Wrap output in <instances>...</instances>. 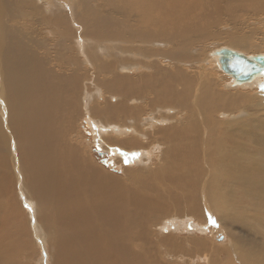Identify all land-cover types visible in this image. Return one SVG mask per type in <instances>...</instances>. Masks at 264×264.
I'll list each match as a JSON object with an SVG mask.
<instances>
[{"label":"bare ground","instance_id":"bare-ground-1","mask_svg":"<svg viewBox=\"0 0 264 264\" xmlns=\"http://www.w3.org/2000/svg\"><path fill=\"white\" fill-rule=\"evenodd\" d=\"M23 1L0 0V264H29L33 245L48 248L51 264H264V238L244 235L235 225L244 220L226 221L224 209L235 196L250 197L246 187L226 190L227 182L255 184L242 169L232 171L243 167L232 153L245 151L235 135L246 127L264 147V72L236 84L216 54L223 47L248 57L264 51L214 41L186 52L222 10L264 11V0H31L24 12ZM222 28L231 41L230 27ZM128 29L150 42L120 40ZM169 43L171 50L153 54L173 61V70L155 56V71L128 76L136 59L148 56L146 47ZM50 48L70 54L58 61ZM94 73L108 93L128 97L131 106L153 105L150 112L124 103L92 106L97 93L102 101L100 88L88 89L86 75ZM224 87L248 92L227 97ZM118 116L125 124L115 123ZM76 119L95 144L121 157L124 177L105 172L72 142ZM261 163L264 172V156ZM189 171L196 174L187 180ZM215 218L230 238L208 250L194 233L208 231ZM178 233H188L185 243Z\"/></svg>","mask_w":264,"mask_h":264},{"label":"rangeland","instance_id":"rangeland-1","mask_svg":"<svg viewBox=\"0 0 264 264\" xmlns=\"http://www.w3.org/2000/svg\"><path fill=\"white\" fill-rule=\"evenodd\" d=\"M26 1H31V0H24L23 1V5L21 6L22 11L24 12V10H29V8L31 9V7L29 6V4ZM95 0H90V3H93ZM104 4L106 3L105 0H101ZM39 5V4H37ZM83 15V14H82ZM82 15H79V19H82ZM116 20H121V15L116 14L115 12L112 15ZM17 19H21L23 20L25 17H23V14L19 15L16 17ZM28 18H26L25 20H27ZM49 22H52V20H48ZM120 24H123L124 26L126 25V23L121 20L119 21ZM262 23H264V11H251L249 10L248 12H240V11H231V12H225V10H222L221 14L219 15V17L216 19L215 21V25L210 27V28H206L203 31L199 32L198 38L201 40L200 42H197L193 45H190L186 48V52L189 49L192 48H203V47H209V44L211 42L215 41V45H217L218 43L221 44H227L228 45H232L235 46L236 48H241L242 50H244L247 53L253 54L256 53L257 51H264V27L262 25ZM12 23H10L11 25ZM52 26V25H51ZM223 26H229L230 27V32H228L233 39L235 40V37H243V41H239V42H233L232 40L230 41V38L227 36L226 34V30H224L222 27ZM20 27V25H19ZM22 29H24V25H21ZM262 27V28H261ZM91 28V27H90ZM241 29V31L239 33H236L235 31ZM87 29L84 30V32H86ZM102 31H105V29H100L98 32L102 33ZM68 36H70L68 34ZM67 36V37H68ZM139 36H141L138 33H134L132 30L129 31V29L127 30V32H124L123 35H121V37L119 38L122 41H126V42H144V43H149V41H144L140 38H138ZM246 38H245V37ZM240 37V38H241ZM50 37H48L49 40ZM263 38V39H261ZM52 39H57L55 37H52ZM133 40V41H132ZM154 41H158V42H164V43H168L167 41L164 40H154ZM222 41V42H221ZM170 45H167L166 49L165 46L164 47H156V46H150V47H146V51L148 56L146 58H137L136 59V64H137V68L135 71H133L132 73H127L128 76H134V77H138L144 73H152V71H155L154 69L150 68V65L153 63L152 58H154L155 56L157 57H161V61L159 62V67H163L166 66V68H168V71L173 70V68L175 67L174 62L171 61L170 59H167V61H165L164 58V54H161L160 56L158 55H154L153 51H155V53L157 51H163V50H171L172 48V43H169ZM234 44V45H233ZM47 47H49L47 44L43 45V50H45ZM50 47H53L50 44ZM156 47V48H154ZM132 47H127V49L129 51H132V49H130ZM51 52L53 53V55H51L53 58L57 59L58 61H63L66 59V57L69 56L70 52L67 53H62V51H56L54 48H50ZM137 51V50H136ZM61 54H63L60 58H58ZM188 54V53H187ZM189 55V54H188ZM150 61H148V59H150ZM132 60V59H131ZM150 68V72L149 69ZM211 71H213L216 76H220V72H215L214 69L212 68ZM224 73V72H223ZM225 74V73H224ZM74 74L70 73L68 74L66 77L70 78L72 77ZM84 75V74H83ZM117 72L116 75L114 76H110L108 78H103L105 81H110L113 80L117 77ZM81 77V76H80ZM59 78V77H57ZM87 78V82H88V89L89 91H92L94 93L95 92V87L100 88L101 93H102V98L100 101L98 98V93L96 94V97L94 99H92L91 105L94 107L97 106H111V107H115V105L124 103L126 104L129 108H132L134 106L135 109H139V108H144L146 114L150 112L151 108L153 107V105H151V107H147L143 104H137V105H129L128 103V97H124L123 95L120 94H115V95H111L110 93H108L105 88H102L101 82L100 80L97 79V76L92 75V76H88L86 75ZM61 81H56L53 86H57L58 84H60ZM220 84H222L223 82H220ZM247 83V82H246ZM240 88V87H239ZM229 89H225L224 87V93L225 95H227V97H238L241 94H246L248 92V90H241L240 92L236 91V90H231L228 92ZM144 93V90H142V92L140 93V96ZM149 96H155L154 93H148ZM113 98L115 99H112ZM135 98H140V97H136L133 96ZM132 97V98H133ZM76 100L79 99V94H77V97L75 98ZM242 107H240L239 109H241ZM238 110H233L234 114L238 113ZM79 115L81 116V113H79ZM145 115V114H142ZM99 118H101V116H98ZM79 121H77V119L74 121V127L76 129V131L78 132V137H74L76 140H72V142L77 145H81L82 147H84L88 153L89 156L95 160L98 164H100L101 168L105 171L108 172L114 176H121L124 177L125 173L123 171V169H118V164L117 162H119V160H122L120 156H117V158H115L112 154H110L108 152L107 149H105V146L103 145H99V144H95L96 142L93 140L92 135H91V131L89 129H86L84 122L80 121V124L78 123ZM114 123V122H113ZM115 123H120V124H125V120L123 119L122 116H118L116 117ZM247 132H248V128H244L242 129L240 132H238L235 135V138H237L238 143H241V145L245 146V151H239L236 150L237 153L240 154V156H236L235 153H232L235 156V160L238 161L241 165H243V167H237L234 168L232 171L234 172H239L241 169L244 172V177L245 179L248 181L250 179L253 180V182L255 184H234L232 182H227L225 185V189L226 190H230V191H235L238 192L237 190L239 188H243L246 187L248 188V191L250 192V197H247L244 201L238 199V196H235L234 198L231 199L230 202H227L226 207L224 208L225 210H227V213L229 214V217L226 219V221L228 222H232L235 220V218H239L240 221H243L242 223H235V225L238 227V229L240 231H242V233L244 235H249L252 236L254 239H258L257 241H261L264 238V184L262 183V176H264V172H260V164L261 163V157L264 156V147L262 144L260 145H254L253 141L250 140L247 137ZM262 132V131H261ZM260 138H258L259 140H263L264 139V134H260L259 136ZM227 150L230 149H236L235 146L230 145L226 148ZM153 159H156L155 157H153ZM158 159H156L157 161ZM186 163V161H185ZM126 165V164H125ZM123 172V173H122ZM196 172L195 171H189V176L186 178L187 180L193 178L195 176ZM123 175V176H122ZM20 188H18V190H20ZM26 197H28L26 194H24ZM20 201L23 203L24 198L19 197ZM216 224H210L208 225V231L203 232V234H198L194 233V235H196V237L201 236L202 239H205L207 242V246H208V250L212 249V246L210 245H224L225 243H227L229 241L230 238V234L229 232L226 233V226L227 224H223V222L218 219L215 218L214 219ZM170 233H172L171 230L166 231L164 234H162V236H167ZM179 238H184V243L186 241V238L188 237V233H178ZM23 244H21L22 246ZM20 246V247H21ZM188 246V245H187ZM187 248V247H185ZM28 249V248H27ZM27 249H25L27 251ZM32 250L34 251V254L31 256V258L28 260L29 264H44L41 262V259L43 258L44 253H46L47 255V262L46 264H51L50 263V256L48 255L49 251L48 248L46 247L45 249H43L42 247H38L36 245L32 246ZM187 251V250H186ZM215 252V251H214ZM22 253H26L25 251H23ZM171 254V253H170ZM174 254V253H173ZM172 254V255H173ZM243 254V253H242ZM200 256V254H198ZM174 257L178 256L175 254ZM179 261V259H176ZM183 260L184 259H180Z\"/></svg>","mask_w":264,"mask_h":264},{"label":"water","instance_id":"water-1","mask_svg":"<svg viewBox=\"0 0 264 264\" xmlns=\"http://www.w3.org/2000/svg\"><path fill=\"white\" fill-rule=\"evenodd\" d=\"M220 66L230 74L236 84L252 81L256 75L264 72V55L248 57L231 48L216 51Z\"/></svg>","mask_w":264,"mask_h":264}]
</instances>
